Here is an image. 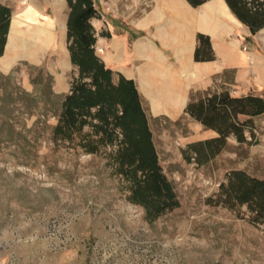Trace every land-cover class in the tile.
Returning <instances> with one entry per match:
<instances>
[{
  "label": "rangeland",
  "instance_id": "1",
  "mask_svg": "<svg viewBox=\"0 0 264 264\" xmlns=\"http://www.w3.org/2000/svg\"><path fill=\"white\" fill-rule=\"evenodd\" d=\"M163 1L175 0H92L88 20L114 81L133 80L178 201L149 219L128 199L133 168L121 163L119 134L101 138L95 118L80 128L60 121L72 83L89 82L71 61L68 0H0L10 12L0 51V264H264V223L218 198L233 170L264 180V112L238 115L239 140L220 138L223 117L208 118L214 128L187 111L223 92L264 97V26L251 33L225 0H179L193 13L184 31L197 68L188 71L144 24ZM148 41L167 73L136 55ZM141 76L149 86L175 78L170 104L154 108Z\"/></svg>",
  "mask_w": 264,
  "mask_h": 264
},
{
  "label": "trees",
  "instance_id": "2",
  "mask_svg": "<svg viewBox=\"0 0 264 264\" xmlns=\"http://www.w3.org/2000/svg\"><path fill=\"white\" fill-rule=\"evenodd\" d=\"M204 0H189L198 5ZM237 17L249 27L251 33L264 26V0H225ZM70 11L67 21V37L70 40L71 61L80 76L89 82L75 80L70 92L61 104L60 121L66 127H78L95 118L96 132L101 138L111 140L115 131L119 134L121 163L133 170L126 174L133 181L128 199L144 207L149 219H154L178 205L171 182L162 174L152 143L146 115L141 107L133 80L113 71L95 55V37L88 20L95 14L92 0H68ZM9 10L0 6V51L8 27ZM195 57H197L195 55ZM95 108V112L91 110ZM187 111L205 125L214 127L208 118L212 114L223 117L224 124L216 127L220 138L233 132L243 139L238 115H258L264 112V97L246 94L230 97L223 92L196 104H189ZM232 118V122L229 121ZM238 121V122H237ZM215 128V127H214ZM62 129L59 124L56 128ZM218 138V140H221ZM209 143V142H206ZM140 171V177L136 172ZM219 200L225 203L246 204L254 219L264 223V180L248 175L242 170L229 172L227 181L220 185Z\"/></svg>",
  "mask_w": 264,
  "mask_h": 264
},
{
  "label": "bare ground",
  "instance_id": "3",
  "mask_svg": "<svg viewBox=\"0 0 264 264\" xmlns=\"http://www.w3.org/2000/svg\"><path fill=\"white\" fill-rule=\"evenodd\" d=\"M192 21L193 13L189 11V9H187L183 2L179 0L171 2L163 1L158 3L153 9V12L149 14L144 20L145 25H155L154 36L163 45L171 48L177 60L188 71H192L197 68L191 64L188 54L191 45L189 38L191 37V33H185L184 31V28H186L188 23H192ZM182 36H186V39L185 37L182 38ZM135 50L136 55L141 57L142 59L147 60L146 65L152 66L155 73H167V70H163L162 66L160 65L162 55L159 53V51L151 41H148L145 44L138 43ZM198 68H200V66ZM140 81V85L142 86L143 91L150 97L154 108L159 107L163 104H170V100L174 95H176L175 88L177 86V81L175 78H171L168 84L163 82H155L152 86H149L147 84L144 76H141Z\"/></svg>",
  "mask_w": 264,
  "mask_h": 264
},
{
  "label": "water",
  "instance_id": "4",
  "mask_svg": "<svg viewBox=\"0 0 264 264\" xmlns=\"http://www.w3.org/2000/svg\"><path fill=\"white\" fill-rule=\"evenodd\" d=\"M5 48H6V46H5Z\"/></svg>",
  "mask_w": 264,
  "mask_h": 264
}]
</instances>
